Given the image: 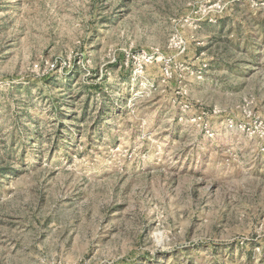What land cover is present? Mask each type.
<instances>
[{
	"label": "rangeland",
	"instance_id": "1",
	"mask_svg": "<svg viewBox=\"0 0 264 264\" xmlns=\"http://www.w3.org/2000/svg\"><path fill=\"white\" fill-rule=\"evenodd\" d=\"M0 264H264V0H0Z\"/></svg>",
	"mask_w": 264,
	"mask_h": 264
}]
</instances>
